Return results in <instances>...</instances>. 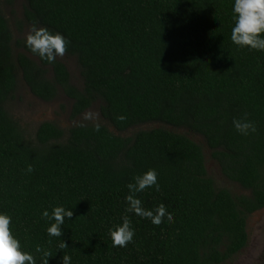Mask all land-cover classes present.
I'll return each instance as SVG.
<instances>
[{
    "label": "trees",
    "instance_id": "trees-1",
    "mask_svg": "<svg viewBox=\"0 0 264 264\" xmlns=\"http://www.w3.org/2000/svg\"><path fill=\"white\" fill-rule=\"evenodd\" d=\"M15 1L0 0V213L22 250L36 264L37 245L52 253L48 264L64 254L71 264H222L245 247L247 219L264 208V51L231 41L233 0H20L17 31L37 23L62 34L81 88L58 57L42 60L13 36L3 8ZM21 85L45 102L62 92L71 118L98 102L100 120H43L31 131L12 112ZM245 116L255 133L236 131ZM150 123L162 126L138 128ZM191 134L244 192L216 186ZM148 169L160 190L137 198L148 210L163 203L174 222L125 212L127 184ZM55 206L73 212L61 237L42 217ZM123 215L135 235L113 247L108 229Z\"/></svg>",
    "mask_w": 264,
    "mask_h": 264
},
{
    "label": "clouds",
    "instance_id": "clouds-1",
    "mask_svg": "<svg viewBox=\"0 0 264 264\" xmlns=\"http://www.w3.org/2000/svg\"><path fill=\"white\" fill-rule=\"evenodd\" d=\"M233 20L234 26L231 29V41L238 47H248L253 50L264 51V0H233ZM26 47L40 59L49 63H54L57 57H63L68 49L69 41L60 33H53L46 27H38L33 23L25 37ZM85 119H92L93 114L87 113ZM124 120L125 117H117ZM233 125L236 131L242 135H249L256 132L253 122L243 118H234ZM95 130L99 131L100 125H94ZM34 171L32 165H28L27 172ZM157 172L155 169H148L133 178V182L127 184L128 195L126 203L128 207L126 213H134L142 218H147L156 226L164 222L165 217L168 222H174L173 214L168 212L163 203L152 210L145 209L142 201L137 198V194L147 188L155 187L160 190L157 182ZM73 212L63 206H55L51 213L45 210L42 217L50 223L47 228L49 236L61 237L63 235L62 225L65 218L71 219ZM122 223L114 225L108 229L113 247H127L133 241L135 232L131 227V220L128 215L121 217ZM54 221V222H52ZM60 250L67 249L68 245L63 240L58 244ZM35 251L41 253L42 264H48L52 253L40 245L36 246ZM0 264H36L33 254L23 251L19 239L11 230V217L0 213ZM62 264H71V257L68 254L62 256Z\"/></svg>",
    "mask_w": 264,
    "mask_h": 264
},
{
    "label": "rangeland",
    "instance_id": "rangeland-1",
    "mask_svg": "<svg viewBox=\"0 0 264 264\" xmlns=\"http://www.w3.org/2000/svg\"><path fill=\"white\" fill-rule=\"evenodd\" d=\"M11 8L4 6L3 11L9 18L13 36L24 38L26 37L29 28L24 26L21 33H19L15 28L14 20L12 18L14 16L17 18L20 17L21 1L16 0ZM58 59L66 64L70 73L71 82L77 87L81 88L82 78L76 58L64 55L63 57H58ZM17 93L19 94V98L13 101L12 112L14 117L20 121L23 127H30L31 131H33V128L43 120H53L62 126L88 121L98 122L100 120L98 102L91 105V107L84 111L81 115L71 118L70 110L72 101L62 92H59L56 98L50 102H45L36 98L24 85H21L18 88ZM87 113H92L93 118L85 119L84 117ZM159 126L162 125L159 123H150L142 125L138 128H153ZM165 128L171 129L170 127ZM177 131L183 132L182 129H178ZM128 133H130V131L125 132V134ZM189 136L202 146L206 158L205 165L207 173L211 178L214 179L216 186L228 188L232 193L235 194L244 192V190L239 185L229 181L222 175L219 166L211 158L210 150L207 148L202 138L194 134ZM246 230L248 239L245 247H243L237 254L222 264H264V208L252 213L248 217L246 222Z\"/></svg>",
    "mask_w": 264,
    "mask_h": 264
}]
</instances>
